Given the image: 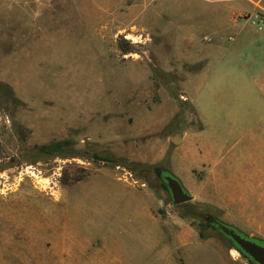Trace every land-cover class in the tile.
<instances>
[{"label":"rangeland","instance_id":"1","mask_svg":"<svg viewBox=\"0 0 264 264\" xmlns=\"http://www.w3.org/2000/svg\"><path fill=\"white\" fill-rule=\"evenodd\" d=\"M209 216L264 239V0H0V264H249Z\"/></svg>","mask_w":264,"mask_h":264},{"label":"water","instance_id":"2","mask_svg":"<svg viewBox=\"0 0 264 264\" xmlns=\"http://www.w3.org/2000/svg\"><path fill=\"white\" fill-rule=\"evenodd\" d=\"M172 141L176 144L183 140L182 134L177 133L171 137ZM161 174V171H158ZM169 191L173 198L175 205L189 202L193 199V195L188 191L179 177L171 173L163 175ZM207 221L214 222L221 228V230L231 239L236 245V249L240 253L247 255L249 264H264V244L253 240L250 236H244L223 223H220L212 216L207 217Z\"/></svg>","mask_w":264,"mask_h":264},{"label":"crops","instance_id":"3","mask_svg":"<svg viewBox=\"0 0 264 264\" xmlns=\"http://www.w3.org/2000/svg\"><path fill=\"white\" fill-rule=\"evenodd\" d=\"M245 7V5L244 4H239L238 5V3L237 4H233V6H231V7H229L230 8V10H228L227 12H228V18H227V20L226 21H224V22H218L217 24H219V25H238L237 23H235V21H237L235 18H233V15L234 14H237L238 12H240V13H242V12H244V8ZM205 150V155L204 156H201V154L199 153V152H197V155L199 156V158H200V162L198 163V164H192V166L190 167V171L193 169V166H198V165H202V162L205 160V159H207V158H209V155H208V153L207 152H210V149H204ZM207 151V152H206ZM202 157V158H201ZM238 160H239V158H237ZM172 162H173V165H174V168H175V170H177V172H178V175H180L181 176V174L179 173V171L180 172H182L183 173V171H184V169H183V163L181 162V161H176V158H172ZM243 170V169H242ZM244 171V170H243ZM258 172H259V169H258ZM242 174H244V173H242ZM242 178H243V175L242 176H237L235 179L233 178L232 180H231V182H229L228 184H230V185H232V186H237V185H240V186H242ZM208 185H211V186H220V183L219 182H212V183H208V181H205V183H203L202 184V186H204V188L206 187V186H208ZM221 187V186H220ZM220 187H218V189L220 188ZM205 198H207V196L205 197ZM231 199V198H230ZM207 201H208V198L206 199ZM212 200V199H211ZM213 201V200H212ZM231 201V200H230ZM232 202V201H231ZM179 239H182L181 237H179ZM184 244V243H183ZM186 244H189V243H186ZM178 246H180L181 247V244L180 243H178ZM187 245H184V247H183V249H182V251L183 252H185L186 254H189V259L191 260V262H197L199 259H206V258H209V257H211V252H205L207 249L206 248H203V247H197V246H195L194 248H195V250H194V248H192V247H190V245H188L187 247H186ZM193 251V254H194V256H196V257H194L193 255H192V252ZM221 257H222V264H229V258L225 255V250L223 251H221ZM212 256H213V254H212ZM229 256V255H228ZM177 264H178V262H177Z\"/></svg>","mask_w":264,"mask_h":264},{"label":"trees","instance_id":"4","mask_svg":"<svg viewBox=\"0 0 264 264\" xmlns=\"http://www.w3.org/2000/svg\"><path fill=\"white\" fill-rule=\"evenodd\" d=\"M123 50L125 51V52H128V51H130V49L129 48H127V47H124L123 48ZM20 135H21V137L23 138V134L20 132ZM71 144V142L70 141H62V142H57V143H54V144H48V145H42V146H40L38 149H36V150H32V151H30V155H34V156H30V157H28L29 158V160H32V161H35L36 159V157H39V156H41V157H44V156H46V157H48V156H54V155H57V154H59L60 153V150L64 147V146H67V145H70ZM137 166V168L139 169V170H141L143 173L145 172V171H150V169L152 170V168H153V166H151V165H148V164H145V165H136V164H134L133 165V167H136ZM156 168V167H155ZM158 169V168H157ZM166 171H168V173H171V174H173L170 170H166ZM157 175V177L162 181V185L164 186V188L165 189H167L168 191H169V188H168V186H167V184H166V182H165V180L163 179V176L161 175H158V174H156ZM173 175H175V174H173ZM215 218V217H214ZM217 219V218H216ZM220 223H223V224H225V225H227V226H229V227H231V228H234L237 232H239V233H241L242 235H244V236H248L247 234H245L244 232H242L238 227H236V226H234V225H232V224H230V223H227V222H225V221H223V220H220V219H217ZM206 225L207 226H209L210 228H215V229H217V230H219L222 234H224L226 237H228L222 230H221V228L220 227H218V226H216L214 223H212V222H210V221H206ZM201 236L204 238V237H206L205 236V233L204 232H201ZM249 237V236H248ZM229 238V237H228ZM253 240H256V241H258V242H260V243H262V244H264V239H261V238H254V237H251ZM230 239V238H229ZM230 241H231V239H230ZM233 243V242H232ZM234 244V243H233ZM234 246L236 247V245L234 244ZM244 254V253H243ZM246 257H247V255L246 254H244Z\"/></svg>","mask_w":264,"mask_h":264},{"label":"flooded vegetation","instance_id":"5","mask_svg":"<svg viewBox=\"0 0 264 264\" xmlns=\"http://www.w3.org/2000/svg\"><path fill=\"white\" fill-rule=\"evenodd\" d=\"M161 171V174H160V176L162 175H164V174H167L168 173V171H166V169L165 168H158L157 169V171ZM159 175V174H158ZM216 219V218H215ZM212 223H214V222H212ZM216 226H218L216 223H214Z\"/></svg>","mask_w":264,"mask_h":264}]
</instances>
